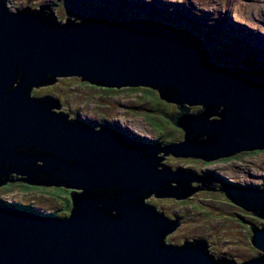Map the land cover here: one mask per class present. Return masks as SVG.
Returning <instances> with one entry per match:
<instances>
[{
	"label": "water",
	"instance_id": "95a60500",
	"mask_svg": "<svg viewBox=\"0 0 264 264\" xmlns=\"http://www.w3.org/2000/svg\"><path fill=\"white\" fill-rule=\"evenodd\" d=\"M159 1L143 12H163ZM151 18L62 22L49 6L11 12L0 0V186L15 173L30 185L74 191L66 219L1 198L0 264H264V228L249 225L261 254L238 263L214 256L205 240L167 244L181 223L145 202L192 192L182 183L167 187L188 174L159 171L157 152L212 162L264 151V69L212 65L196 34ZM76 77L108 89L157 90L178 107L162 115L184 140L156 150L121 130L69 123L30 97L34 87ZM210 181V190L197 191L223 193L264 220V188Z\"/></svg>",
	"mask_w": 264,
	"mask_h": 264
},
{
	"label": "rangeland",
	"instance_id": "374dc122",
	"mask_svg": "<svg viewBox=\"0 0 264 264\" xmlns=\"http://www.w3.org/2000/svg\"><path fill=\"white\" fill-rule=\"evenodd\" d=\"M4 1L11 9L17 4L18 8H13V12H20L26 7L38 9L40 6H49L57 20L65 22L68 17L79 21L95 18L109 21L148 19L153 16L143 10L148 9V4L156 0H73L74 6H70L71 2L65 3L67 0ZM194 1L163 0L167 8L157 18L162 22L175 24L180 30L196 34L209 52L212 65L264 69V46L254 44L250 38L253 35L264 37V0H197L193 8L189 2L194 4ZM186 5L191 14L183 11L187 9ZM91 8H96L98 14L104 13V16L92 17L89 10ZM212 8L217 10L211 12ZM83 10L89 11L79 14ZM223 19L225 23L231 22V27L222 25ZM237 30L246 31L245 35H235ZM142 88L102 89L77 77L60 78L53 85L33 89L32 95L59 97L64 104L60 111H65L73 119H80L92 127L106 124L135 137L134 139L145 138L160 145L181 143L184 132L162 115L178 112L176 106L160 99L157 90ZM196 109L191 111L195 112ZM153 119L158 123L152 122ZM130 129L143 135L134 134ZM163 159L162 164L172 171H183L199 178L211 176L222 183L238 187L264 188V151L241 153L209 164L199 159L176 158L172 155L164 156ZM201 185L193 182L191 186ZM46 195L50 198L47 199ZM62 197L63 192L59 189H51L49 195L47 190L34 187L29 189L17 183L0 186V201L1 198L16 201L18 205L39 207L40 210L64 217L68 215L70 208ZM145 202L154 206L167 219L181 223L167 236V244L180 245L184 240L203 239L208 242L209 250L214 256L231 258L238 263L252 260L261 254L252 244L249 225L264 228V220L233 204L223 193L196 191L183 200L153 196L145 199Z\"/></svg>",
	"mask_w": 264,
	"mask_h": 264
},
{
	"label": "flooded vegetation",
	"instance_id": "af4514ba",
	"mask_svg": "<svg viewBox=\"0 0 264 264\" xmlns=\"http://www.w3.org/2000/svg\"><path fill=\"white\" fill-rule=\"evenodd\" d=\"M60 79V78H59ZM59 79H57L55 82H52V83H48V84H45V85H42L41 87H45V86H48V85H50V84H54V83H56ZM92 85V84H91ZM40 87V88H41ZM97 87V86H96ZM100 88H102V87H100ZM33 89H38V88H33ZM32 89V90H33ZM102 89H104V88H102ZM32 90H31V95H30V97L31 98H34V99H39L40 101H42V102H45V103H48L49 105L51 104V105H53V106H55L54 108H52V112L53 113H56V114H59V115H62V116H66L67 117V121L70 123H75V122H77V123H81L82 125H86V126H88V127H91V128H93V129H95V130H100V129H102V128H104V127H107V128H111L109 125H106V124H104V125H101V126H98V127H92V126H90V125H88V124H86V123H83V122H81L80 121V119L79 120H75V119H73L72 117H70L71 115H69L67 112H65V111H60V109H61V107H64V104H63V102L61 103V99L58 97H56V96H50V95H46V96H42V97H34L33 95H32ZM57 105V106H56ZM197 110H199L198 108L196 109V111ZM175 113H177V111L175 112ZM173 115V114H172ZM112 129H114V128H112ZM114 130H119V129H117V128H115ZM124 135H126V133H123ZM127 136L128 137H130V138H132V139H134L135 137H132V136H129L128 134H127ZM134 140H136V141H138V142H141V143H143L145 146H147V147H154V148H156V150H162L163 148H165L167 145H171L172 143H168V144H166V145H160L158 142H150L148 139H145V138H142L141 140H137V139H134ZM180 142V141H179ZM178 142V143H179ZM26 150L27 151H32L33 153H35V152H38V151H40V149L39 148H33V149H29L28 147L26 148ZM26 150H24L23 149V151H26ZM22 151V152H23ZM30 154V153H29ZM161 153H159V152H157V153H155V157L156 158H158L160 161L158 162V166H157V169L159 170V171H162V172H165V171H167V170H170L171 172H182V173H186V172H183V171H172V169H170L169 167H167V166H165V165H163L162 164V156L160 155ZM164 154V153H163ZM165 155V154H164ZM36 156H38V157H40V155H36ZM42 165V162L41 161H38L37 162V166H41ZM30 169H34V168H30ZM169 171V172H170ZM188 175H181L180 177H186L188 180H185V181H176V182H172V183H169V185L167 184V187L168 188H173V187H178L181 183L182 184H186V186H188L189 187V189L190 190H192V192L191 193H189L188 194V196L187 197H189V196H191L194 192H196L197 190H202L203 188L202 187H204L205 189H208V190H210V186H212L213 184H211L210 186H208L210 183H212L210 180H213L214 178L213 177H211V176H209V177H202V178H195V177H193V175L192 174H190V173H187ZM190 174V175H189ZM20 179H30L29 178V176H17L15 173H13L12 175H7L6 177H4V178H2V182L3 183H5V184H9V183H17V184H20L21 186H24L25 188H29L30 189V187H34V188H40V189H43V190H47V194H49L50 195V193H51V189H59V190H61L62 192H63V195H64V197H62V200L63 201H67L68 203V205H69V208H70V211L68 212V215H65L64 217H61V216H58V215H55V213L54 212H45V211H43V210H40V209H38L39 207H31V208H33V209H35V210H37V211H39V212H44V213H46V214H50L51 216H53V217H57V218H61V219H66V218H68L69 216H70V214H71V211H72V192H74V191H72L71 189H67V188H64V187H56V186H53V187H46V186H38V185H30V184H27V183H25V182H23V181H20ZM194 180H196L198 183L201 181V182H203L204 184H203V186H199V187H197V188H194L193 186H191L192 185V183L194 182ZM221 180V179H220ZM210 182V183H209ZM224 182V181H223ZM208 183V184H207ZM224 183H226V182H224ZM226 184H228V183H226ZM218 188H220V186H217ZM35 190V189H34ZM204 190V189H203ZM214 190H216V189H214ZM218 190V189H217ZM185 192V191H184ZM68 196H67V195ZM70 195V196H69ZM156 197V196H155ZM186 197V198H187ZM46 198L48 199V198H50V197H48L47 195H46ZM147 198H148V196H147ZM156 198H160V197H156ZM166 198H172V197H166ZM185 198V199H186ZM174 199H176V198H174ZM177 200H180V199H177ZM183 200V199H182ZM29 208V207H28ZM61 208H57V210H60ZM171 221V220H170ZM173 222V224H176L177 222H174V221H172ZM196 240H203V239H193V240H184L183 241V243L182 244H180V245H178V244H172V245H175V246H183L184 245V243L185 242H193V241H196ZM227 258V257H226ZM228 259H230V260H233V259H231V258H228Z\"/></svg>",
	"mask_w": 264,
	"mask_h": 264
},
{
	"label": "bare ground",
	"instance_id": "6f19581e",
	"mask_svg": "<svg viewBox=\"0 0 264 264\" xmlns=\"http://www.w3.org/2000/svg\"><path fill=\"white\" fill-rule=\"evenodd\" d=\"M190 4H191V6L194 8V5H196L197 4V0H195L194 1V4L193 3H191V2H189ZM12 4H13V2H12ZM159 4H161L162 6H164L165 5V3L164 2H162V1H159ZM167 6L169 5L168 3L166 4ZM6 6L8 7V4H6ZM187 9H184L183 11L184 12H186V14H191V10L188 8V6L186 5L185 6ZM13 8H18L17 7V4H14L13 5ZM12 8V9H13ZM158 8H160V7H158ZM8 9L11 11V12H13L12 11V9H11V7L9 6L8 7ZM151 8H149V10H150ZM217 9L216 8H212V10H211V12H214V11H216ZM168 11H170V9H168ZM209 14H211L210 12H208ZM155 15H157L156 13H155ZM121 16H125V15H120V16H116V17H121ZM224 17H225V13H224ZM222 25H225L226 26V28H229V27H231V22H228V23H225V21H224V19H223V21H222ZM238 31V30H237ZM245 32L246 31H244V30H241V31H238V32H234V34L235 35H237V34H242V33H244L243 35H245ZM248 36V35H247ZM248 37H250V36H248ZM251 39H252V41L254 42V44H256V45H258V44H261V45H263L264 46V37L262 36H257V35H253L252 37H250ZM256 38H259V39H261V40H258V39H256ZM251 41V40H250ZM93 85V84H92ZM94 86H97V85H94ZM98 87H101V86H98ZM35 88V87H34ZM103 88V87H102ZM123 89H131V90H137L138 88H123ZM142 89H146V88H142ZM176 106V105H175ZM176 108H178L177 106H176ZM201 108V107H200ZM200 108H198V109H200ZM133 122H135V123H137V124H139L138 122H136L135 120L133 121ZM139 126V125H138ZM129 129V128H128ZM130 131L132 132V133H134V134H137V135H143L142 133H140V132H138V131H134V130H132V129H130ZM145 135V134H144ZM239 154H241V153H239ZM239 154H236V155H234V156H238ZM234 156H232V157H234ZM206 164H209V163H211V162H205ZM155 197V194H152L151 196H149V197Z\"/></svg>",
	"mask_w": 264,
	"mask_h": 264
},
{
	"label": "trees",
	"instance_id": "16d2710c",
	"mask_svg": "<svg viewBox=\"0 0 264 264\" xmlns=\"http://www.w3.org/2000/svg\"><path fill=\"white\" fill-rule=\"evenodd\" d=\"M67 2H71V5L70 6H74L73 5V3L72 2H74L73 0H67L65 3H67ZM60 3H62V2H60ZM94 5V4H93ZM92 7H94V6H92ZM90 11H91V13H92V17H96V16H104V13L103 14H98V12H97V10H96V8H91V9H89ZM89 10H86V11H81L79 14H81V13H84V12H87V11H89ZM96 10V11H95ZM69 11H70V9H69ZM98 11H100V10H98ZM127 15H129V16H133L132 14H127ZM83 16H86V15H83ZM117 15H115V17H116ZM151 19H154V20H156V21H160L158 18H151ZM168 25H171V26H173L174 28H177L178 29V27L177 26H175V24H171V23H167ZM180 30V29H179ZM244 65H245V61H244ZM252 68H254V67H252ZM135 90V89H134ZM152 122H154V121H156V123H158V121L155 119H153V120H151ZM156 128H159V127H156ZM161 129V128H160Z\"/></svg>",
	"mask_w": 264,
	"mask_h": 264
},
{
	"label": "built area",
	"instance_id": "2783aa9c",
	"mask_svg": "<svg viewBox=\"0 0 264 264\" xmlns=\"http://www.w3.org/2000/svg\"><path fill=\"white\" fill-rule=\"evenodd\" d=\"M5 4H7L4 0H2ZM155 13L157 14V15H155ZM149 15H151V16H153V17H157L158 15H159V13H157V12H152V14H149Z\"/></svg>",
	"mask_w": 264,
	"mask_h": 264
}]
</instances>
